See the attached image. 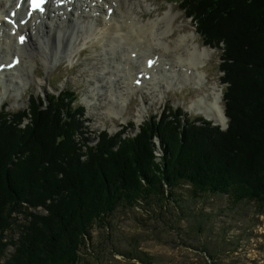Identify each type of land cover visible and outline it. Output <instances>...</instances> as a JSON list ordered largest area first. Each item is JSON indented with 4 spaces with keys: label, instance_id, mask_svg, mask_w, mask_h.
<instances>
[{
    "label": "trees",
    "instance_id": "16d2710c",
    "mask_svg": "<svg viewBox=\"0 0 264 264\" xmlns=\"http://www.w3.org/2000/svg\"><path fill=\"white\" fill-rule=\"evenodd\" d=\"M180 6L203 41L223 50L228 127L169 105L135 135H126L127 127L106 130L92 144L86 108L75 104L73 90L48 100L31 95L28 107L16 111L4 105L0 264H79L92 229L110 225L117 206L145 209L177 196L184 184L194 198L232 194L264 206V0ZM14 228L18 238L9 235Z\"/></svg>",
    "mask_w": 264,
    "mask_h": 264
},
{
    "label": "rangeland",
    "instance_id": "374dc122",
    "mask_svg": "<svg viewBox=\"0 0 264 264\" xmlns=\"http://www.w3.org/2000/svg\"><path fill=\"white\" fill-rule=\"evenodd\" d=\"M148 2L152 7L147 12L135 9L145 21L172 11L174 32L169 40L178 39L180 34L193 33L190 40L201 49L206 47L208 50L198 66L205 79L200 85L189 82L169 87L165 80L161 94L141 88L142 91L140 89L130 101L128 97L123 113H117L118 106L89 102V93L97 92V88L93 89L91 76L98 72L100 63L94 45L83 42L72 58L56 61L51 68H46L42 55L35 54L37 63L33 67V76L42 79L41 87L34 80L26 79L28 85L16 91L14 87L17 86L3 80L0 82V108L6 105L9 110L16 111L20 107H28L30 95L48 100L47 95L52 91L75 90L79 96L75 104H87L84 117L91 130L88 135L92 136V143L98 141L101 131L107 129L115 133L120 124H130V121L134 124L126 130V135H134L140 124L153 115L161 117L166 114L169 105L182 106L189 118L205 115L208 118L204 111H198L196 102L199 99L215 100V90L216 94L222 93L224 109L220 68L223 50L205 45L192 17L189 18L180 6L183 0ZM149 48L147 43L143 52H148ZM175 51L173 48L171 52ZM8 60L11 59L0 58V63ZM155 141L160 148L159 140L156 138ZM156 155L160 157L162 150L158 149ZM180 188L177 196L161 203L151 202L145 209L123 204L117 206L110 225H95L92 229V239L83 247L79 264H264V206L255 201H236L232 194L205 192L194 198L188 184ZM18 231L14 228L9 235L14 234L18 238ZM12 249L10 247L9 251Z\"/></svg>",
    "mask_w": 264,
    "mask_h": 264
},
{
    "label": "bare ground",
    "instance_id": "6f19581e",
    "mask_svg": "<svg viewBox=\"0 0 264 264\" xmlns=\"http://www.w3.org/2000/svg\"><path fill=\"white\" fill-rule=\"evenodd\" d=\"M94 1H97L95 5ZM15 2L17 0H0V58L10 59L16 55L19 63H10L11 60L1 62L0 82L9 80L17 86L14 87L16 91L28 85L26 79L41 85L42 79L33 76V67L37 63L35 54L42 55L46 68H51L56 61L72 58L83 42L94 45L100 63L98 72H93L91 76L93 89L97 88V92L89 93V102L100 101L108 106H118L117 113H123L128 97L130 101L134 94L142 91L141 88L161 94L165 80L168 86L188 82L200 85L205 80L198 66L207 54L206 47L201 49L190 40L194 37L193 33L180 34L178 39L169 40L168 37H172L174 32L172 11L145 21L135 9L147 12L152 7L147 0H78L73 11L67 13V18L57 12L60 9H53L46 19L37 21L35 16V24L29 22L13 35L10 33L11 25L5 22L4 17ZM105 4L113 8L109 17ZM79 10L81 13H78ZM24 30L30 31V37L28 41L21 42L17 35ZM147 43L150 45L149 51L143 52ZM173 48L175 52H171ZM132 52H136L137 56L131 55ZM151 57L154 61L150 66L147 60ZM147 70L150 73H146ZM217 93L215 90V100L199 99L197 109L204 111L209 119H215L216 123H226L221 105L222 93ZM143 105L145 103L141 109Z\"/></svg>",
    "mask_w": 264,
    "mask_h": 264
},
{
    "label": "snow or ice",
    "instance_id": "6c2138e0",
    "mask_svg": "<svg viewBox=\"0 0 264 264\" xmlns=\"http://www.w3.org/2000/svg\"><path fill=\"white\" fill-rule=\"evenodd\" d=\"M44 3V0H31V6L33 8H36V9H40L41 11H43V9L41 8V5ZM21 39V42H23V37L20 38Z\"/></svg>",
    "mask_w": 264,
    "mask_h": 264
},
{
    "label": "water",
    "instance_id": "95a60500",
    "mask_svg": "<svg viewBox=\"0 0 264 264\" xmlns=\"http://www.w3.org/2000/svg\"><path fill=\"white\" fill-rule=\"evenodd\" d=\"M221 124V123H220ZM225 126V125H222V127Z\"/></svg>",
    "mask_w": 264,
    "mask_h": 264
}]
</instances>
